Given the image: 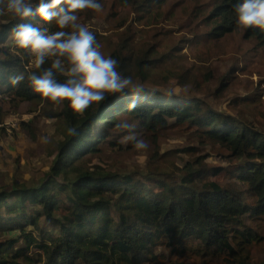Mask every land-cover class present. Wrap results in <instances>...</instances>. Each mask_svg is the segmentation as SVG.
I'll return each instance as SVG.
<instances>
[{
    "label": "trees",
    "instance_id": "trees-1",
    "mask_svg": "<svg viewBox=\"0 0 264 264\" xmlns=\"http://www.w3.org/2000/svg\"><path fill=\"white\" fill-rule=\"evenodd\" d=\"M170 1L96 0L101 11L78 13L77 24L100 27L118 15L159 23L184 7L189 22L198 19L165 47L161 29L137 43L128 37L109 45L106 57L118 62L117 72L132 84L104 92L83 113L68 100L36 93L29 80L51 69L53 79L65 83L72 78L67 56L46 57L37 69L35 57L10 33L27 22L51 34L60 30L55 20L0 16V123L6 113L21 110L33 119H22L18 128L34 137L35 119L47 117L56 133V158L38 184L0 186V264H264V30L237 23L233 5L241 0H175L184 4L167 8ZM91 31L98 44L102 33ZM214 47L232 49L220 72L213 65ZM188 54L196 60L176 64ZM56 59L60 69L51 67ZM180 131L199 143L211 141L216 155L235 163L222 170L199 159L180 168L170 161L179 151L173 149L162 155L161 169L146 174L94 164L102 147L134 151L139 140L156 147L159 138ZM199 148L190 144L182 152L193 155Z\"/></svg>",
    "mask_w": 264,
    "mask_h": 264
},
{
    "label": "rangeland",
    "instance_id": "rangeland-1",
    "mask_svg": "<svg viewBox=\"0 0 264 264\" xmlns=\"http://www.w3.org/2000/svg\"><path fill=\"white\" fill-rule=\"evenodd\" d=\"M184 3L175 2L171 0L167 8H172ZM133 17L125 18L122 15L115 16L114 18L106 21L103 27L97 24L84 25L89 30H96L102 33L98 38L99 51L108 55L109 45L114 42H122L124 38H131L129 41L136 42L147 36L153 29H161L162 35L167 36L164 41L163 47L176 41L180 35L186 34L188 29L194 26L198 19L192 18L189 22L188 8L174 9L169 13L165 19L159 23L147 24V21L138 23L132 19ZM104 27L109 30L103 31ZM228 43L229 41H224ZM220 45V43H219ZM215 60L213 62L216 71L220 72L225 68L227 63H230L231 47L227 49H220L214 47ZM187 47L183 48L182 52L185 53ZM196 60L195 54H188L180 58L176 64L188 63L190 60ZM167 69L173 67L168 64L165 66ZM254 79L255 76H252ZM152 85L151 82L147 83ZM212 85V84H211ZM163 86V85H160ZM167 88H173L171 83L165 85ZM239 93L243 92L242 88L237 90ZM198 94L207 97L206 91H201ZM208 99L217 107L222 106L227 108V103L220 99L209 96ZM21 111V110H20ZM11 111L6 113L3 117V122L14 121L22 119L32 120L30 115H21V113ZM0 123V124H2ZM34 137L28 131L21 127L15 128L16 130L7 132L4 130L0 133V186L5 185L9 189L13 182L19 183L27 182L28 184L39 183L49 170V165L56 158L54 147L55 141V124L47 117L36 118L34 121ZM190 132L180 131L172 133L169 136H163L158 139L156 147L148 140H143L147 143V148L143 150L127 151H112L102 147L101 157L93 158L95 165H100L104 169H114L119 173L136 172L146 174L152 168L161 169L162 155L168 153L173 149H179L175 155L170 157V161L174 162L180 168H183L188 161L204 162L208 166L220 167L222 170H228L231 164L235 163V158H223L215 153L218 152V146L209 140L204 143H199L196 140L190 139ZM125 143V142H124ZM195 145L200 147L198 153L189 155L182 152V149L187 145ZM232 156V155H228ZM195 168H198V163H191ZM154 176H158L155 172Z\"/></svg>",
    "mask_w": 264,
    "mask_h": 264
},
{
    "label": "clouds",
    "instance_id": "clouds-1",
    "mask_svg": "<svg viewBox=\"0 0 264 264\" xmlns=\"http://www.w3.org/2000/svg\"><path fill=\"white\" fill-rule=\"evenodd\" d=\"M62 5H67L63 7ZM85 9L101 11L102 5L96 0H0V16L11 14L20 21L39 17L45 23L55 20L58 31L48 34L47 28L34 26L32 23L19 22L10 29L15 44L21 49L29 50L35 57V67L39 69L46 57L67 56L71 63L69 78L65 83L53 79L51 69L41 76L30 75L29 80L34 91L52 101L68 100L76 113H83L93 102L104 99V92L117 93L128 85L132 79H122L117 72V61L105 57L97 49L95 35L86 26L77 24L78 13ZM237 23L245 29L264 30V0H241L233 5ZM71 26L74 31H64ZM95 45V46H94ZM52 69H60L61 61L56 59ZM82 82H78L76 77ZM23 74L15 77L12 83L23 80ZM139 92L140 88L132 89ZM135 107V101L129 108ZM69 134L73 129H69ZM129 139H135L129 137ZM136 150L147 148V143L139 140L134 145Z\"/></svg>",
    "mask_w": 264,
    "mask_h": 264
},
{
    "label": "built area",
    "instance_id": "built-area-1",
    "mask_svg": "<svg viewBox=\"0 0 264 264\" xmlns=\"http://www.w3.org/2000/svg\"><path fill=\"white\" fill-rule=\"evenodd\" d=\"M20 123L19 120L8 121L0 124L7 132H10L13 128H17L18 124Z\"/></svg>",
    "mask_w": 264,
    "mask_h": 264
}]
</instances>
